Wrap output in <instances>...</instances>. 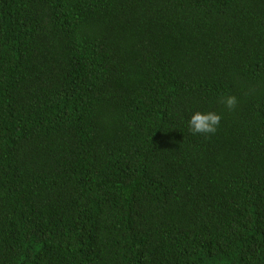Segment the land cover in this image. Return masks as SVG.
Wrapping results in <instances>:
<instances>
[{"label": "trees", "instance_id": "16d2710c", "mask_svg": "<svg viewBox=\"0 0 264 264\" xmlns=\"http://www.w3.org/2000/svg\"><path fill=\"white\" fill-rule=\"evenodd\" d=\"M0 264H264V0H0Z\"/></svg>", "mask_w": 264, "mask_h": 264}, {"label": "clouds", "instance_id": "9594fccd", "mask_svg": "<svg viewBox=\"0 0 264 264\" xmlns=\"http://www.w3.org/2000/svg\"><path fill=\"white\" fill-rule=\"evenodd\" d=\"M221 102L228 108L233 109L237 104V98L234 95L221 97ZM221 121V115L215 111L195 110L188 117L187 125L193 134H211L215 133Z\"/></svg>", "mask_w": 264, "mask_h": 264}]
</instances>
